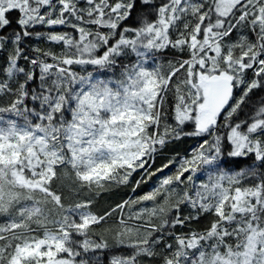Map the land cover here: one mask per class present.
<instances>
[{"label": "snow or ice", "instance_id": "1", "mask_svg": "<svg viewBox=\"0 0 264 264\" xmlns=\"http://www.w3.org/2000/svg\"><path fill=\"white\" fill-rule=\"evenodd\" d=\"M0 264H264V0H0Z\"/></svg>", "mask_w": 264, "mask_h": 264}]
</instances>
